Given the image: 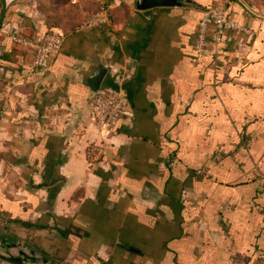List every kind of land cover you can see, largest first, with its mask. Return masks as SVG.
<instances>
[{
    "label": "crops",
    "instance_id": "1",
    "mask_svg": "<svg viewBox=\"0 0 264 264\" xmlns=\"http://www.w3.org/2000/svg\"><path fill=\"white\" fill-rule=\"evenodd\" d=\"M100 1L112 25L80 29L97 0H0V243L35 264H264V0ZM218 3L246 31L200 52ZM15 34L62 44L41 69ZM99 67L125 95L113 129L90 117Z\"/></svg>",
    "mask_w": 264,
    "mask_h": 264
},
{
    "label": "built area",
    "instance_id": "2",
    "mask_svg": "<svg viewBox=\"0 0 264 264\" xmlns=\"http://www.w3.org/2000/svg\"><path fill=\"white\" fill-rule=\"evenodd\" d=\"M77 0H73L76 2ZM99 7L94 11L86 21L79 25L80 29L94 27H109L112 25V9L105 6L100 0H97ZM243 1V0H242ZM246 31L228 12V9L221 3H218L203 11L199 29L194 41L196 50L202 52L209 47L218 48L224 35ZM13 42L19 46L30 47L34 51L35 67L46 69L53 55L59 50L62 44L60 34H53L44 41H33L21 35H12ZM245 48L243 42L237 45V51L242 52ZM125 95L122 88L106 86L102 88L94 97L90 108L91 120L98 126L113 129L118 119L124 114ZM91 151H97L94 146Z\"/></svg>",
    "mask_w": 264,
    "mask_h": 264
},
{
    "label": "water",
    "instance_id": "3",
    "mask_svg": "<svg viewBox=\"0 0 264 264\" xmlns=\"http://www.w3.org/2000/svg\"><path fill=\"white\" fill-rule=\"evenodd\" d=\"M107 70L104 67H99L88 79L87 84L94 92H98L104 81ZM16 245H7L3 242L0 243V264H35L37 259L31 252L26 249H18L17 253L11 251L12 247ZM17 247V246H16ZM15 247V248H16ZM18 248V247H17ZM48 264L47 259L43 261Z\"/></svg>",
    "mask_w": 264,
    "mask_h": 264
}]
</instances>
